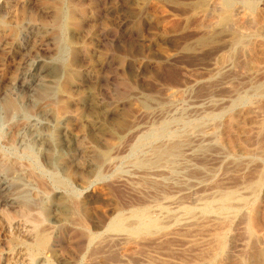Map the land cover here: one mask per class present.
Masks as SVG:
<instances>
[{
	"label": "rangeland",
	"instance_id": "obj_1",
	"mask_svg": "<svg viewBox=\"0 0 264 264\" xmlns=\"http://www.w3.org/2000/svg\"><path fill=\"white\" fill-rule=\"evenodd\" d=\"M0 264H264V0H0Z\"/></svg>",
	"mask_w": 264,
	"mask_h": 264
},
{
	"label": "bare ground",
	"instance_id": "obj_2",
	"mask_svg": "<svg viewBox=\"0 0 264 264\" xmlns=\"http://www.w3.org/2000/svg\"><path fill=\"white\" fill-rule=\"evenodd\" d=\"M261 89V88H260ZM263 90V89H262ZM261 90V91H262ZM65 127V126H64ZM163 129V128H162ZM68 130V129H67ZM153 132V131H152ZM162 132H164L163 130H158V132H156L155 133V136H159ZM154 135V134H153ZM161 137V136H160ZM70 139H72V138H70ZM190 139V138H189ZM176 140V139H175ZM174 141V140H173ZM172 141V142H173ZM177 141V140H176ZM180 141V140H179ZM191 141V140H190ZM187 142H188V140H187ZM184 143V142H183ZM69 144V143H68ZM186 144V143H185ZM191 144V143H190ZM164 145V144H163ZM168 145H169V143H168ZM182 145H184V144H182ZM187 145V144H186ZM181 146V145H180ZM190 146V145H189ZM162 147V146H161ZM160 147V150L157 152V150H156V152L155 153H157L156 154V157H155V155H153L155 158H156V160H157V162L158 161H160V160H162V159H164V158H167L168 159V157H170L171 155H174L178 150H180L179 149V143H173V145L172 146H170V148L168 147V148H161ZM164 147H166V146H164ZM185 147V146H184ZM184 147H183V149H184ZM187 147H188V145H187ZM157 148V147H156ZM159 148V147H158ZM182 151V150H181ZM179 152V151H178ZM177 152V153H178ZM154 153V154H155ZM175 155H177V154H175ZM181 155H182V153H181ZM163 161H165V159L163 160ZM150 162H153V161H151L150 160ZM170 162V161H169ZM176 162V161H175ZM174 163V162H173ZM152 164V163H151ZM156 164V161H155V163H154V165ZM158 164H160L159 162H158ZM157 164V165H158ZM161 164H162V162H161ZM160 164V165H161ZM164 164V163H163ZM162 164V165H163ZM150 165V164H149ZM166 165V164H165ZM153 166V165H152ZM172 166V165H171ZM155 167V166H154ZM159 167V166H158ZM161 167V166H160ZM101 168V167H100ZM173 168V167H172ZM156 169V168H155ZM75 212V211H74ZM76 214V213H75Z\"/></svg>",
	"mask_w": 264,
	"mask_h": 264
}]
</instances>
